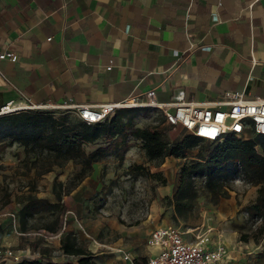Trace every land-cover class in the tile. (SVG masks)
I'll use <instances>...</instances> for the list:
<instances>
[{"label":"crops","instance_id":"crops-1","mask_svg":"<svg viewBox=\"0 0 264 264\" xmlns=\"http://www.w3.org/2000/svg\"><path fill=\"white\" fill-rule=\"evenodd\" d=\"M0 50L18 57L0 60V108L142 101L148 90L158 103H171L178 90L196 103L225 92L252 99L264 96V0H0ZM93 195L78 185L70 207L90 208ZM162 213L155 206L134 224L99 226L104 236L90 237L95 263L129 264L125 253L135 264L154 256L151 232L170 225ZM215 220L186 229L209 230L212 244L225 246L218 264H264L262 245L216 233ZM184 237L190 241L191 233ZM33 242L14 230L0 246L21 253ZM46 247L41 240L32 253Z\"/></svg>","mask_w":264,"mask_h":264},{"label":"trees","instance_id":"trees-1","mask_svg":"<svg viewBox=\"0 0 264 264\" xmlns=\"http://www.w3.org/2000/svg\"><path fill=\"white\" fill-rule=\"evenodd\" d=\"M57 110L72 113L42 108L0 116V127L7 126L15 131L11 141L0 142V156L14 142H18L27 153L54 158L59 168L68 161L80 167L73 185L63 190L62 183H58L62 190L54 189V202L34 195L25 198L15 211L22 232L31 227L30 221L57 216L62 212V195L74 189L100 160L113 156L121 162L132 147L131 140L139 142L150 161H162L168 157L185 158L188 151L203 145V140L179 126L175 129L169 125L136 126L133 122L137 112L135 108L119 109L110 118L93 124H86L77 117L75 122L68 123L63 117L54 116ZM213 144L215 146L210 153L200 151L195 159L182 165L176 191L169 198L173 219L185 220L194 213L199 196L198 181L208 202L217 205L229 197L225 184L236 177L257 188L254 201L243 207V210L250 219H264V136L248 139L228 136L221 143ZM142 168L141 165H133L129 172L140 175ZM148 175L154 177L151 173ZM57 220L56 217L51 225H44V228L52 233L57 232L60 229ZM60 231L56 251L63 255L62 259H54V249L45 242L46 248L36 254L22 256L12 264H96L92 252L81 244L82 238L77 233L63 227ZM240 238L247 240L249 236L242 234ZM41 240L36 239L31 244L32 249H36ZM262 246L264 248V240Z\"/></svg>","mask_w":264,"mask_h":264},{"label":"rangeland","instance_id":"rangeland-1","mask_svg":"<svg viewBox=\"0 0 264 264\" xmlns=\"http://www.w3.org/2000/svg\"><path fill=\"white\" fill-rule=\"evenodd\" d=\"M133 108L137 109L133 118L136 126H167L163 122L161 112L157 109ZM54 116L63 117L68 123L77 120L73 113L59 112V110L54 113ZM14 132L7 126H1L0 142L11 141ZM131 141L134 146L125 160L119 162L113 156L100 160L93 165L91 172L78 184L89 187L91 191H94L90 208L88 204L81 206L77 211L70 207V192L77 185L68 194L62 195V212L58 213L57 216H46L43 219L37 218L30 221L31 227L24 231L25 235L33 240L41 238L43 242H47L54 249L53 251H56L60 229L62 227L74 229L73 232L79 236V233L83 235L81 244L89 249L90 237L93 235L100 237L102 233L97 232V230L102 224L107 225L112 219L124 224H134L144 219L150 209L156 206L163 211L161 216L164 218L166 216L171 226L186 229V227L200 224L202 219L210 224L216 219V233L230 239L235 236L241 242L252 241L255 244L262 245L264 219H250L243 210V207L254 201L257 188L248 184L241 177H236L225 184L229 197L222 199L226 200L225 203H228L225 207L221 206L220 210L223 215L220 216V213H218L220 202L217 205L210 204L201 187V182L198 181L199 196L195 202L194 213L185 220L182 218L173 219V207L170 205L169 198L176 191L182 165L195 159L200 151L210 153L215 146L213 143L203 141V145L188 151L185 158L168 157L162 161H150L145 156L139 142L136 140ZM257 149L261 151L259 147ZM57 163L58 161L52 157L27 153L18 142H14L1 154L0 245L7 244L12 240L14 230L16 232L21 231L15 211L27 196L34 195L54 202V189L62 190L59 188L58 183H62L63 190H66L76 182L75 175L80 167L68 161L59 168ZM133 165L143 167L140 175L129 172ZM46 169H50V171H45ZM148 173L153 174L154 177H150ZM90 176H93V178L89 180L88 177ZM234 208L235 210H233ZM56 217L60 229L52 233L46 230L44 225H51ZM13 223H15L14 226ZM242 234H247L249 238L241 240L240 236ZM28 249V252L19 253L14 251L11 246H0V255L6 250H11L19 256L35 252L31 247H28Z\"/></svg>","mask_w":264,"mask_h":264},{"label":"built area","instance_id":"built-area-1","mask_svg":"<svg viewBox=\"0 0 264 264\" xmlns=\"http://www.w3.org/2000/svg\"><path fill=\"white\" fill-rule=\"evenodd\" d=\"M215 18L214 16V21ZM17 59L14 51L0 50V60L16 62ZM130 107L157 109L165 123L173 129L179 126L197 138L211 143H221L228 136L238 139L264 136V96L246 99L243 92H225L214 102L196 103L188 100L183 90H178L171 103H158L155 91L148 90L142 101L132 98L98 106L71 103L51 106L53 109L72 112L86 124L101 122L110 118L117 110ZM42 108L48 107L41 105L18 107L7 103L0 108V116L26 109ZM189 232L190 241L184 237ZM147 243L157 247L158 252L140 264H218L227 253L223 245L212 244L209 230L180 229L171 225L153 230ZM53 256L54 259L63 258L59 251H54ZM21 257L11 250H6L0 255V264H12ZM122 258L129 264H135L127 253L123 254Z\"/></svg>","mask_w":264,"mask_h":264}]
</instances>
